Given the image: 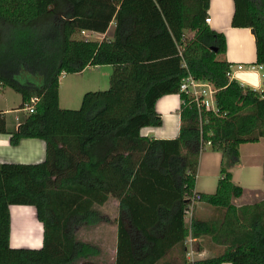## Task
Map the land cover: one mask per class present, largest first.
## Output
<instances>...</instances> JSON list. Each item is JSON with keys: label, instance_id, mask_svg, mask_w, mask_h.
I'll return each mask as SVG.
<instances>
[{"label": "trees", "instance_id": "16d2710c", "mask_svg": "<svg viewBox=\"0 0 264 264\" xmlns=\"http://www.w3.org/2000/svg\"><path fill=\"white\" fill-rule=\"evenodd\" d=\"M233 27H248L264 66V0H233ZM209 0H0V86L37 97L10 142L45 141L36 163L0 162V264H74L97 248L78 240L81 225L104 219L94 207L119 201L115 264H157L187 236H208L221 250L186 264H264V200L236 206L242 188L223 166L213 193L200 200L218 218L185 222L204 142L230 161L241 143L264 137V89L228 76L221 32L205 22ZM102 39L75 37L86 30ZM192 32V36L187 33ZM111 65L109 86L86 91L78 109L59 106V77ZM209 81L216 111L199 112L179 91L182 77ZM179 93L175 138L140 134L158 126L155 101ZM7 132L0 111V133ZM33 205L40 247L10 245V205ZM129 227L125 225V221ZM137 235H133V232ZM83 264H95L89 261Z\"/></svg>", "mask_w": 264, "mask_h": 264}, {"label": "crops", "instance_id": "0c3cea01", "mask_svg": "<svg viewBox=\"0 0 264 264\" xmlns=\"http://www.w3.org/2000/svg\"><path fill=\"white\" fill-rule=\"evenodd\" d=\"M233 12V0H209L207 17H209L210 20L207 24L211 29L223 33L226 40L225 54L219 57L224 58L230 63V66L233 70L231 75L232 79L238 81L242 86H247L257 91H262L264 89V66L255 62L256 50L254 35L252 30L248 27L231 26ZM113 28V24H111L107 32L95 33V35L98 37L97 39H102L105 35L110 36L113 32ZM192 34V32L187 33V35L190 37ZM237 64H242L243 69L236 70ZM100 68L105 69L104 74H110L109 71L111 72L112 70L111 65H96L87 66L82 71ZM0 91L2 95H5V92L7 91L6 87L0 86ZM19 97L20 98H17L18 100L21 99L20 94ZM180 104L181 98L179 93H171L160 96L155 101V111L161 117V124L158 126H144L140 129V134L158 139H170L177 137L180 128ZM17 109L21 110L17 111ZM0 111L2 112V117L5 119V127L7 130V132L0 133V162L36 163L44 160L45 141L43 139L22 138L17 144H12L10 142L11 132L17 130L21 120L28 113V111H26L25 108H11L8 104L5 105L2 103H0ZM206 146L208 148H204L205 146L202 147L199 153L194 192L213 193L216 189L217 182L221 177V173L219 172L220 175L218 178L216 177L217 181L214 188L207 190L199 189L197 182L199 171L205 172L204 170L208 169L207 163H216L218 158L220 163H223L222 159L224 160L223 154L220 151L211 149L209 145ZM238 154L239 156L237 161H231L224 167L231 173V181L235 185H238L242 188V193L239 196H232L231 202L236 206H240L243 204L254 203L259 200H264V137L259 138V140L256 142L241 143L238 148ZM203 161L204 170H201V164ZM109 206L111 207V210H109ZM18 209L21 210L18 211ZM94 209L99 214L104 216L105 219H102L96 224L81 225L78 227V230L84 228H90L91 230L95 228H97V230H111L113 246L109 249H105L104 246H102L101 243L96 242L95 239L90 240V244L95 246L98 252L96 254L82 258L74 264H83L86 261L95 264H115L117 244V221H115V219L119 214V201L115 197H109L105 203L102 205H96ZM24 211H27L30 214V218L32 217L33 213H31L28 208H17L15 217L14 219L12 218L13 223H15V221L21 217L19 215ZM113 213L115 214L111 217ZM221 213L222 211L217 210L216 207L202 201H197L193 203L190 215L191 218L193 217L200 220H208L220 217ZM22 217L26 220L24 216ZM37 226L40 227V231L42 233V225ZM133 235L136 236L137 234L133 232ZM26 238L28 239V236H26ZM76 238L81 240L78 236H76ZM40 242H42V237ZM175 252L176 248H171L165 257H163L157 264L177 263L178 260L174 259V254H176ZM203 254L204 256L199 258L214 256L217 253L213 252L211 249H205L203 250ZM221 264L230 263L223 262Z\"/></svg>", "mask_w": 264, "mask_h": 264}, {"label": "rangeland", "instance_id": "374dc122", "mask_svg": "<svg viewBox=\"0 0 264 264\" xmlns=\"http://www.w3.org/2000/svg\"><path fill=\"white\" fill-rule=\"evenodd\" d=\"M91 39H97V35L95 33H88ZM75 37H81L79 33L74 35ZM105 69H88L86 71L80 72H69L63 73L59 77V86H58V95H59V106L64 109H78L81 105L82 95L86 91H95V90H104L109 86V74H104ZM110 73V71H109ZM5 95H2L0 91V103L9 105V107H19V103L21 99L19 97V93L13 90L12 88L6 87ZM11 94V95H10ZM21 109H17L20 111ZM204 148H208L205 146ZM224 160L223 163L218 161L216 163L209 162L207 163V170H204V161L201 164V170L205 172L199 171L197 176V182L199 185V189L207 190L212 189L216 185L217 178L220 175V167H225L228 165L230 159L227 156L223 155ZM217 177V178H216ZM17 208H28L31 213H33L32 217L29 221H26L22 216L13 223L12 215L11 217V228H10V245L14 247H31L37 248L41 246L38 244H33L28 242L26 238V232L31 227H35V225H42L41 222L36 217V209L33 205H12L10 206V214L13 209ZM108 209V208H106ZM21 209H18V211ZM109 210L111 207L109 206ZM115 213L111 215L114 216ZM104 219L105 217L102 216ZM107 217V216H106ZM119 217V214H118ZM117 217V218H118ZM114 218V217H113ZM117 218L115 221H117ZM108 220V219H107ZM125 225L129 227L128 221L125 219ZM185 222L188 227H190L191 223V215H186ZM14 228L17 230L14 233V242L11 240L12 230ZM38 227V226H37ZM117 227V226H116ZM15 230V231H16ZM75 235L78 236L81 240L87 241L91 243L90 240L95 239L96 242H99L104 246L105 249H109L113 246L112 242V232L111 230H97V228L91 230L90 228L79 229L78 227L74 231ZM117 233V228H116ZM39 236L42 237V233H39ZM16 241V242H15ZM185 247V248H184ZM176 254H174V259L178 260L177 263L173 264H186L187 262H193L197 258L204 256L203 250L211 249L213 252L218 253L221 250V247L218 245L211 244L208 236H202L199 238H192L190 235L186 237L184 241V246L181 248L180 246L175 247ZM180 251V253H179ZM165 257V256H164ZM179 257V258H178ZM166 260V259H165ZM161 264V263H159Z\"/></svg>", "mask_w": 264, "mask_h": 264}, {"label": "built area", "instance_id": "2783aa9c", "mask_svg": "<svg viewBox=\"0 0 264 264\" xmlns=\"http://www.w3.org/2000/svg\"><path fill=\"white\" fill-rule=\"evenodd\" d=\"M210 20L209 17L205 18V22L208 23ZM89 31L81 30L79 34L84 38H90L88 35ZM93 33V32H91ZM242 64L236 65V70H242ZM232 68L229 67L228 76L231 78L232 75ZM63 74V73H62ZM179 91L186 95L189 102L193 103L198 111L200 112L202 108L206 110L216 111V104L214 94L216 92L215 87L206 80H200L194 78L191 74H187L186 76L182 77L179 83ZM38 100L37 97L31 98L30 103L25 105V109L28 112H32L36 101ZM210 145V142H204L203 146ZM200 194L198 192H194L190 196V203L185 211V216L190 215L192 206L194 202L200 200Z\"/></svg>", "mask_w": 264, "mask_h": 264}, {"label": "bare ground", "instance_id": "6f19581e", "mask_svg": "<svg viewBox=\"0 0 264 264\" xmlns=\"http://www.w3.org/2000/svg\"><path fill=\"white\" fill-rule=\"evenodd\" d=\"M15 212H16V209H13L11 211V214H12V218L14 219L15 217ZM19 216H24L26 218V221H29V218H30V214L26 211H24L23 213H20ZM16 229L14 228V225H13V230H12V235H11V240L12 242H14V233L17 232V230L15 231ZM29 231L26 232V236H28V242L30 243H33V244H40V240H41V237L39 236V233H41L40 231V227H37L35 225V227H31L28 229ZM16 242V241H15Z\"/></svg>", "mask_w": 264, "mask_h": 264}]
</instances>
